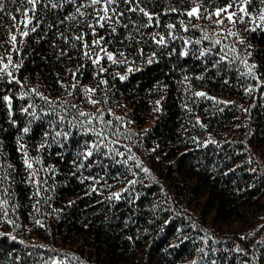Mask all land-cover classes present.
Returning <instances> with one entry per match:
<instances>
[{
  "label": "trees",
  "instance_id": "1",
  "mask_svg": "<svg viewBox=\"0 0 264 264\" xmlns=\"http://www.w3.org/2000/svg\"><path fill=\"white\" fill-rule=\"evenodd\" d=\"M204 3L214 9L225 0ZM146 4L153 13L189 7L188 0ZM71 9L38 11L36 32H13L18 43L23 40L19 55L11 53L21 63L12 69L20 83L0 79V96L13 100L11 110L0 102V163L15 168L7 169L14 179L0 187L8 189L7 219L13 223L0 215V264H264V32L245 31L256 26L251 23L225 21L221 27L206 19H193L194 29L178 13L161 15L159 27L139 33L131 24L115 25L111 37L98 28L111 40L108 50H123L126 62L101 61L107 70L97 74L98 66L82 59L71 40L89 31L81 18L59 23ZM143 19L132 14L134 21ZM2 23L0 53L7 56L12 45L4 43L5 33L12 22L5 16ZM169 23L176 28L166 29ZM229 29L239 37L225 39ZM153 32L166 44H155ZM216 39L222 43L211 42ZM225 46L237 53L221 60ZM244 57L256 65L258 79L246 74ZM86 88L95 90L86 94ZM21 93L29 95L21 99ZM89 95L98 103H90ZM29 104L35 117L21 112ZM77 111L97 119L88 123ZM20 144L49 169L38 173L47 179L39 196L26 182Z\"/></svg>",
  "mask_w": 264,
  "mask_h": 264
},
{
  "label": "snow or ice",
  "instance_id": "2",
  "mask_svg": "<svg viewBox=\"0 0 264 264\" xmlns=\"http://www.w3.org/2000/svg\"><path fill=\"white\" fill-rule=\"evenodd\" d=\"M212 3H215V0H211ZM124 7L121 8L120 5ZM189 7L186 9L177 8L175 6H169L163 12H151L149 11L146 0H0V28H4L5 25L2 23L5 16L9 18L12 22V25L8 28V32L5 33L7 39L4 41L6 44L12 45L11 48L5 49V52L9 54L5 56L3 53H0V79L7 76L12 78L11 80L5 81L8 83L15 82L17 84L20 83V80L14 77L12 69H19L21 66L20 62L13 61L12 52H15L19 55L21 51V45L23 44V40L21 39L19 43L17 42V35L13 34V32H18L20 37H28L30 33H34L37 31L39 24L41 23V17L37 15V12H43L45 10H63L65 5H71L72 9L71 14H65V18L60 20L59 23H64L65 20H75L77 17L81 18L80 22L84 24V26L89 30L88 32L80 31L74 37H71L72 41L78 42V47L81 52V58L87 59L91 61L93 65L98 66L96 69L97 74L105 72L107 69L101 63V61H108L111 64H121L126 62L125 53L123 50H108V44L111 43L110 39L105 38L103 35L97 32V29H105L109 33V37L117 34V28L115 25H120L125 29L129 28L131 24L137 33L140 32L143 28L148 27H159L160 26V17L161 15H170L171 13H178L179 15H185L189 18V24L193 19H206L211 21L213 24L217 26H224L225 21L236 24V23H244V24H254L256 25L253 28L245 27V31H257L260 30L264 32V0H225L223 5H217L214 9H208L204 3V0H201L200 4L196 3V0H188ZM256 4H259L260 7L257 11L252 12L249 11V7H256ZM6 5H17L15 9L10 10ZM204 8V12H201V8ZM87 9H91V11H87ZM231 10V11H230ZM15 12L16 14H13ZM132 14H136L138 19L139 17H143V22H138L132 20ZM221 15H224V19H219ZM87 17V19H83ZM247 18V20H245ZM126 21V22H125ZM259 21V23H257ZM180 25L183 28V31H188L189 27L185 24L184 20L179 21ZM22 26V27H20ZM164 27L168 30H172L176 28V24H165ZM192 28H198L197 25L191 24ZM203 31V29H201ZM65 43H70L69 37L65 36L64 33L60 34ZM153 42L157 45H165L166 40L165 37L159 35V33L153 32L149 33ZM169 36H172L173 33L170 31L168 33ZM86 36L93 37L90 41L86 40ZM99 37V38H96ZM228 37H239V32H233L230 29L225 35V39ZM125 38L127 40H133L134 37L130 33H125ZM204 40H210L211 38L205 34L203 36ZM118 43H122L123 41H117ZM215 45H220L222 43L221 40L216 39L211 41ZM243 43V41H239ZM189 43V41H185V44ZM196 44H200L201 40H196ZM71 47H77L76 43H70ZM0 47H3V44H0ZM227 51L224 56H221V60H224L228 57V55L237 53V49L234 46H225ZM142 53V49L140 50ZM62 54L67 56V51H62ZM185 55L187 53H184ZM248 55H251L249 53ZM119 56L121 59H117ZM234 59H240L238 55L233 57ZM71 59V57H69ZM151 63V59L147 61ZM241 62L248 69L247 75L252 76L254 79H258L254 75V69L256 68L255 64L249 65L247 63V57L241 59ZM73 71L72 77L76 78V72ZM132 71V69H129ZM124 79L123 76L120 77ZM101 84H106V80H101ZM66 87V86H65ZM77 87V84L71 85V88L74 90ZM93 88H86L84 92L86 94H91L94 92ZM249 92L253 91L252 88L248 89ZM31 93H34L36 96L40 97L43 101H45L49 106L53 104L52 101L48 100L47 96H44L39 92L38 89H31ZM29 93H21L20 98L23 99L25 96H28ZM68 95H72L71 91H68ZM196 96L207 97L206 93L197 92ZM89 102L95 105L98 103L97 101L91 100L90 95L88 96ZM208 99H214L211 97H207ZM0 102H4L6 107L11 110L13 107L12 97L9 95L0 96ZM34 105L29 104L27 107H22L21 112L25 114L32 115L35 117V112H29L30 108H33ZM71 107L76 108V105H71ZM11 114V113H10ZM77 115L79 117H89L88 123H91L92 119H97V117L92 116L89 113L79 112L77 111ZM64 117H60L62 121ZM75 119V118H74ZM15 124V121H12ZM24 133L29 132L28 127H24L22 129ZM102 135V133H100ZM60 132H56V136H60ZM67 136V133H64ZM40 149H43L45 145L42 143ZM92 147H96L95 144ZM19 151L23 154L22 163L27 171V180L26 182L35 188L34 196H39L42 187L47 183V179L45 177L39 176L38 173L49 171V169H45L43 166V162L40 157L29 158V154L25 149L23 144L19 145ZM92 151H87L85 153L86 157L92 156ZM7 169H12L15 171V168L11 164L0 163V186L4 185L8 182L11 177L14 179V176H11V173L7 171ZM54 171V169H50ZM144 172H148L147 168L143 169ZM8 189L0 187V215H3L6 219V222L13 223L12 220L7 219V205L8 201ZM14 210V209H13ZM37 224H40L41 227L43 225L40 221H36ZM15 239V237H12ZM72 259H78L75 256H72Z\"/></svg>",
  "mask_w": 264,
  "mask_h": 264
}]
</instances>
